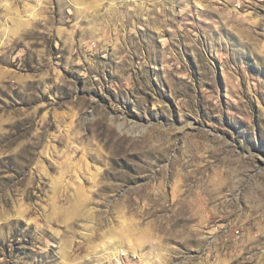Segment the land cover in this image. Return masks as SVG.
Returning a JSON list of instances; mask_svg holds the SVG:
<instances>
[{
  "label": "rangeland",
  "instance_id": "obj_1",
  "mask_svg": "<svg viewBox=\"0 0 264 264\" xmlns=\"http://www.w3.org/2000/svg\"><path fill=\"white\" fill-rule=\"evenodd\" d=\"M0 264H264V0H0Z\"/></svg>",
  "mask_w": 264,
  "mask_h": 264
}]
</instances>
